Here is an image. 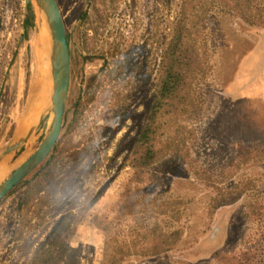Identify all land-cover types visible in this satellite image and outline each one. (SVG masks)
I'll use <instances>...</instances> for the list:
<instances>
[{
  "label": "trees",
  "instance_id": "1",
  "mask_svg": "<svg viewBox=\"0 0 264 264\" xmlns=\"http://www.w3.org/2000/svg\"><path fill=\"white\" fill-rule=\"evenodd\" d=\"M124 1L87 0L88 7L80 15L84 26L82 48L87 54L99 52V41L110 31ZM23 8L26 27L35 28L32 5L26 2ZM3 13L0 8V30ZM216 13L239 21V0L179 2L151 74L155 73L153 92L145 118L127 132L120 145L130 169L119 204L113 209V236L104 249L105 264H241V219L232 236L240 240L237 244L202 250L203 243L211 241L216 233L223 229L228 232L230 212L240 209L241 217V177L231 181L241 171L240 143H235L236 160L222 168L226 172L222 178H229L226 182L206 167L193 149L198 137L195 122L201 120L207 103L203 89L211 85L218 70L217 53L209 41L210 20ZM222 55L221 60L230 69H237L235 55ZM119 73L116 68L110 69L108 77H118ZM8 77L6 64L0 63V100ZM100 86L92 83L87 97L80 95L75 100L51 155L12 191H20L11 232L13 246L11 256L0 264H82V250L66 241L65 235L76 232L96 201L102 161L95 134H88L85 127ZM104 98L118 109L132 106L131 94L126 91L114 90ZM85 159L88 162L84 163ZM178 166L187 178L195 177L211 193L204 213L208 227L196 244L186 248L184 242L195 222L198 197L165 187L172 183L171 171ZM38 233L44 238H34ZM134 259L140 263H134ZM150 260L158 261L146 263Z\"/></svg>",
  "mask_w": 264,
  "mask_h": 264
},
{
  "label": "rangeland",
  "instance_id": "2",
  "mask_svg": "<svg viewBox=\"0 0 264 264\" xmlns=\"http://www.w3.org/2000/svg\"><path fill=\"white\" fill-rule=\"evenodd\" d=\"M58 2L70 35L72 80L67 109L80 95L87 97L91 83L95 86L101 84L96 100L90 106L92 113L85 127L88 134H95L102 161L94 195L96 201L76 232L66 234L65 240L82 250V264H105L104 249L113 236V209L119 204L126 172L130 169L128 156L121 152L120 145L127 132L145 118L153 92L155 73L151 74L169 36V26L180 0H125L121 12L112 20L110 31L99 41V53L94 55L87 54L82 48L84 26L80 15L88 7L87 0ZM1 3L4 17L0 30V63L6 64L9 77L0 100V153L9 145L17 130L25 126L29 118L47 102L52 75L47 42L42 46L37 44V26L26 27L23 8L26 0H1ZM212 16L209 41L218 54L215 57L218 70L210 80L211 85L207 84L203 89L207 103L204 117L195 122L198 137L193 149L195 156L226 182L229 178H222L226 175L222 168L236 160L235 143H240V23L237 19L224 17L222 13ZM225 54L236 56L239 63L237 69H230L224 59L221 60V55ZM41 62H44V69L39 66ZM113 68L120 72L118 77H108V71ZM114 90L129 92L132 106H120L118 109V106L110 105L111 101L108 104L103 101ZM45 133L46 127L43 126L30 138L18 159L31 155L41 144ZM86 162L88 159L84 160ZM171 176L172 183L165 186L169 191L198 197L195 222L184 242L186 248L196 244L208 227L204 213L211 193L199 185L195 177L187 178L179 166L172 169ZM240 177L241 171L231 181ZM19 193L9 194L0 202V263L11 256V232L15 226ZM228 219V232L223 229L216 233L211 241L203 243V251L209 246H227L240 241H237L238 237L232 239L241 219L240 209L230 212ZM36 237L43 239L44 235L38 233ZM204 260L208 262L210 257H204ZM133 261L140 263L139 259Z\"/></svg>",
  "mask_w": 264,
  "mask_h": 264
},
{
  "label": "water",
  "instance_id": "3",
  "mask_svg": "<svg viewBox=\"0 0 264 264\" xmlns=\"http://www.w3.org/2000/svg\"><path fill=\"white\" fill-rule=\"evenodd\" d=\"M26 2L32 5L36 26L39 12L49 23L47 44L52 65L51 84L47 102L29 118L25 126L17 130L9 145L0 153V202L42 165L58 144L71 89L70 40L58 0ZM43 126L46 133L41 144L31 155L18 159L30 138Z\"/></svg>",
  "mask_w": 264,
  "mask_h": 264
},
{
  "label": "bare ground",
  "instance_id": "4",
  "mask_svg": "<svg viewBox=\"0 0 264 264\" xmlns=\"http://www.w3.org/2000/svg\"><path fill=\"white\" fill-rule=\"evenodd\" d=\"M37 26H38V37H37V44L39 45H45L48 39V32H49V23L47 22L44 15L39 12L38 18H37ZM39 61V59H38ZM41 69H44V62H41L39 64Z\"/></svg>",
  "mask_w": 264,
  "mask_h": 264
},
{
  "label": "flooded vegetation",
  "instance_id": "5",
  "mask_svg": "<svg viewBox=\"0 0 264 264\" xmlns=\"http://www.w3.org/2000/svg\"><path fill=\"white\" fill-rule=\"evenodd\" d=\"M82 43H83V40H82ZM99 53V52H98ZM71 80H72V76H71ZM91 85H92V83H91ZM90 85V86H91ZM87 92V91H86ZM69 101V100H68ZM67 111H68V109L66 110V114H67ZM65 118H66V115H65ZM65 123V122H64ZM19 203V202H18Z\"/></svg>",
  "mask_w": 264,
  "mask_h": 264
}]
</instances>
